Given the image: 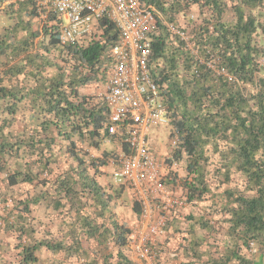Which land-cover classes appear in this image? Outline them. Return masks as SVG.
Instances as JSON below:
<instances>
[{"label":"trees","instance_id":"1","mask_svg":"<svg viewBox=\"0 0 264 264\" xmlns=\"http://www.w3.org/2000/svg\"><path fill=\"white\" fill-rule=\"evenodd\" d=\"M7 1L0 0L8 20L0 32V235L10 234L17 250L8 263L135 264L125 252L131 228L110 205L127 186L112 183L109 193L98 180L115 153L100 151L101 143L118 140L110 108L81 91L107 76L120 31L104 17L89 40L63 43L61 19L52 13L41 22L39 0ZM140 2L159 15L149 70L175 141L164 183L183 188L185 207L205 203L177 230L179 250L192 259L184 263L264 264V0ZM43 202L63 215L54 230L33 213ZM133 211L140 216L139 202ZM90 239L102 253L88 259ZM4 244L0 237V264H8ZM44 249L50 260L42 261Z\"/></svg>","mask_w":264,"mask_h":264},{"label":"built area","instance_id":"2","mask_svg":"<svg viewBox=\"0 0 264 264\" xmlns=\"http://www.w3.org/2000/svg\"><path fill=\"white\" fill-rule=\"evenodd\" d=\"M37 5L42 19L52 13L61 19L63 43L89 40L104 17L115 22L120 31L119 42L109 49L107 76L95 84L99 89L94 95L107 102L111 112L109 132L122 144V150L109 159L113 180L131 188L141 206L129 246L144 264H162L158 237L166 235L170 212L186 203L164 183V161L151 149L147 134L152 125L169 123L168 108L149 70L150 39L159 15L140 0H39ZM168 27L183 40L188 39L184 30L173 24ZM159 198L161 203L156 204ZM251 247L257 253L256 244Z\"/></svg>","mask_w":264,"mask_h":264},{"label":"crops","instance_id":"3","mask_svg":"<svg viewBox=\"0 0 264 264\" xmlns=\"http://www.w3.org/2000/svg\"><path fill=\"white\" fill-rule=\"evenodd\" d=\"M11 1H13V0H10L9 3ZM88 86H86L83 89H81L82 93H87L86 92L87 91L86 88ZM106 141H109V140H106ZM78 145L81 146V147H85V145L81 144V143H79ZM114 146H115V148L118 146V148L115 149V152L122 150V147H120L118 143H115ZM85 148H87V147H85ZM101 148H102L101 151L108 150V143H106L105 141L102 142L101 143ZM92 151H93V149H90V151H89L91 156H93V154H94ZM98 154H99V152H98ZM108 164L111 166V168H113V166L109 163V160H108L107 164L105 166L101 167L100 174L98 176V180H99L100 184L104 187L105 192L111 193L112 190L109 188V186H110L109 183L112 184V182L108 183L107 176L111 177V179H112V181H113V183L115 185H118V184L115 183L114 180H113L112 170L110 171V174L108 175L107 171H109V168H110ZM172 188H173V190L176 188V192H177L176 194H178L180 192V195H184L183 194L184 193L183 188L181 186H179V184L176 187H172ZM124 192L125 191H123L122 194L119 197L115 198V200H114L115 206H114L113 202L110 203V205H111V208L113 206V208L115 209L116 218L118 219V221L120 223H125L126 225H128L127 224L128 218L125 216V213L122 214L121 212H127L128 211L127 208L128 209L131 208L129 210H131V212H132V215H131V212H130L132 220L135 217H137L138 215H137L136 212L133 211V204L130 205L129 201L127 200V198H125L126 200H125L124 206L119 202V199L122 196L125 195ZM125 196L127 197V194ZM64 201H66V200H64ZM39 207H43L44 208V211H43L42 215L38 214V209L37 208H39ZM188 207H178V208L173 209L170 212L169 221H168L169 224L171 222V227H169V230L167 231L165 236L158 237L157 245H161V250H162L159 259H160V262L162 264H185L184 262L189 261V259L192 260L191 258H189V259L185 258L184 255L182 254L181 250H179V242H180L179 234L180 233H179V231H177V230H180V227L182 228L185 225V221H184L185 220L184 219L185 215L182 214V210H183V208L187 209ZM94 209H96V208H94ZM34 210H36V212L35 211L33 212L34 215L39 216L41 218V220L43 222V225H44L43 228L54 230V229H56L57 227L60 226V223H62L61 216H63V215L60 214L61 216H59L57 213L55 215L54 212L51 210V206L49 207L47 202H43L38 207L36 206L34 208ZM59 217H60V219H59ZM178 221H180V222H178ZM137 223H138V218H136V223L135 224H137ZM167 227H168V224H167ZM163 238H164V240H163ZM84 247L87 250V254H89V258L88 259L92 258L96 254H99L98 252H100L99 250L101 249L97 245V242L94 239H90L88 241H84ZM129 247L130 246L128 245V249H129ZM130 249H131V247H130ZM132 252H134V251H132ZM100 253H102V252H100ZM130 258L132 259V261L135 264H144V263H142L140 261L139 258H138V260L133 258V257H130ZM73 259L76 260V258H73ZM83 260H84L83 258L80 259V261H79L80 264H89V263H87L88 260L86 262H84L85 260L84 261Z\"/></svg>","mask_w":264,"mask_h":264},{"label":"rangeland","instance_id":"4","mask_svg":"<svg viewBox=\"0 0 264 264\" xmlns=\"http://www.w3.org/2000/svg\"><path fill=\"white\" fill-rule=\"evenodd\" d=\"M41 22H44L42 17H40ZM41 22L39 20L36 21V23L38 24L37 27H40ZM8 24V20L5 19L4 17H0V32L3 31V28L5 25ZM99 87H97L95 84H91L86 88V92L89 94H95L98 91ZM172 131V127L170 125V123L168 124H154L152 125L149 130L147 131L148 134V139H149V145L151 147V149L156 152V155H158V157L164 161V165H165V169H164V176H166L169 172L168 166H167V162L166 159L169 156L171 150H172V145H173V141H171V134ZM113 142H116L119 144L120 147H122V144L120 142V140H114ZM113 142H106L108 143V150H112L115 152V149L118 148V146L115 148ZM114 148V149H113ZM102 149V148H101ZM100 149V151H101ZM94 154H98V152L96 150L92 151ZM116 153V152H115ZM109 165V164H108ZM109 171H107L108 175L110 174V171L112 170L111 166L109 165ZM182 171V168L179 167V172ZM108 179V183L112 182V179L110 176H107ZM109 185H111V183H109ZM170 187V186H169ZM171 191H173V193L175 194L176 197H181L180 192L178 194H176V188L173 190L172 187H170ZM124 194H127V197L124 195L119 199V202L124 206L125 203V198H127V200L129 201V204H133L134 202H136L138 200V198L135 196V193L133 192V190L131 188H125L124 190ZM161 200L160 198L155 200L156 204H160L161 202L159 201ZM205 203H201L197 209L196 208H183L182 210V214L187 215L189 212H192L194 214H196V212L198 211V209H200ZM164 205V203H163ZM185 207V206H184ZM38 209V214H43L44 208L43 207H39ZM36 209V210H37ZM131 209V208H129ZM127 208V212H121L122 214L125 213V216L128 218V222L127 224L132 228L134 227L136 224V218L139 217H135L133 220L131 218L132 212L131 210H129ZM36 210H34L36 212ZM120 210V209H119ZM131 212V215H130ZM1 239L4 240L5 244L4 247L6 249L3 250L2 254L5 255V257L7 258V263L11 262V260H13L16 257V253L17 250L14 248V244H15V239L10 235V234H2L0 235ZM133 250L126 248L125 252L129 257H133L135 259L138 260V257L136 256L135 252H132ZM134 253V254H133ZM41 259L42 261H47L48 259L50 260L53 255L51 252L46 251L45 249L40 253ZM60 257V255H59ZM141 261V260H140ZM142 262V261H141ZM75 264H80V262H73ZM143 263V262H142ZM10 264V263H8ZM67 264V263H65Z\"/></svg>","mask_w":264,"mask_h":264},{"label":"clouds","instance_id":"5","mask_svg":"<svg viewBox=\"0 0 264 264\" xmlns=\"http://www.w3.org/2000/svg\"><path fill=\"white\" fill-rule=\"evenodd\" d=\"M7 3H9V1L5 2L4 4H7ZM155 153H156V152H155Z\"/></svg>","mask_w":264,"mask_h":264}]
</instances>
